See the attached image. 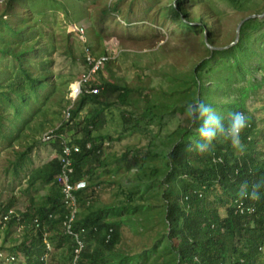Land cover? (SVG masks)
I'll return each instance as SVG.
<instances>
[{
	"label": "rangeland",
	"instance_id": "1",
	"mask_svg": "<svg viewBox=\"0 0 264 264\" xmlns=\"http://www.w3.org/2000/svg\"><path fill=\"white\" fill-rule=\"evenodd\" d=\"M176 1L0 0V207L10 205L22 215L32 214L49 193L54 176L47 172L53 169L57 142L42 143L40 136L62 121L70 84L87 71L84 47L95 55L106 52L110 56L94 77L96 81L104 79L127 88L124 101L112 93L106 104L87 102L72 127L62 132L72 139L81 136V125L94 112L98 119L93 135L110 141L94 164L111 171L113 178L105 177L79 196L78 218L90 210L106 211V219L118 228L110 249L85 237L91 248L101 250L97 264H167L170 260L164 199L152 191V187L161 188L153 177L161 175L173 139L189 126L183 105L191 103L195 89L201 94V84L210 87L208 104L218 114L223 100L243 102V113L253 127L254 157L264 161V0H180V7ZM260 13V17L244 19ZM244 22L254 38V49L261 47L263 62L262 67H255L258 52L251 71H244L243 76L234 73L236 95H231L227 82L231 74L222 65L209 62L206 55L236 42L237 28L239 37ZM73 24L83 29L81 39ZM248 51L243 48L239 53L238 64L244 68ZM201 61L204 64L194 74V66ZM33 79L39 80L36 91L30 86ZM21 92L27 98L17 114L14 105L19 104ZM125 153L139 155L141 169L128 168L122 158ZM239 154L229 151L227 157L234 160ZM93 161L89 160L90 166ZM153 169L159 172L152 177ZM146 185H151L147 192ZM141 203L147 209L132 214L123 207ZM218 211L224 216L225 206L219 205ZM24 221L21 230L17 224L9 230L7 224L0 225V252L2 256L16 253L17 264H27L22 244L34 248L39 237L25 217ZM44 225L52 248L48 264H71L70 239L58 224ZM37 244L39 253L43 243L38 240ZM260 260L264 264V243Z\"/></svg>",
	"mask_w": 264,
	"mask_h": 264
},
{
	"label": "trees",
	"instance_id": "2",
	"mask_svg": "<svg viewBox=\"0 0 264 264\" xmlns=\"http://www.w3.org/2000/svg\"><path fill=\"white\" fill-rule=\"evenodd\" d=\"M176 4L179 5L180 0H177ZM246 26L244 22L240 27L239 37L236 42L228 47L222 45L220 46L223 47L221 49L209 50L206 55L208 56L206 59L209 62L222 65L231 74L227 75L231 95H236L234 86H232L233 79L237 77L236 74L243 76L244 71H251L254 67L252 66V61L258 52L259 58L255 67H262L261 47L258 51L254 49V38L248 34ZM255 39L256 41L258 40V38ZM257 46H260L259 40ZM243 48H248L249 50L246 57L248 60L247 67L245 68L238 64L240 63L239 58L241 55L239 53H242ZM217 54H219L218 59L215 58ZM202 64H204L203 61L194 66V74L198 66ZM221 78L223 84L226 77L223 76ZM38 82V79L30 80L32 90L36 91V83ZM193 82L196 86L197 82L194 75ZM89 86L99 87V93L84 91L79 95L71 111V123L61 125L58 130L60 133H65V129L72 127L74 117L87 102L106 104L108 95L112 93H117L118 100L124 101L127 93V88L124 86L104 81V79L96 81L94 77L91 78ZM201 89V94L196 93L195 89V96H193L191 102L199 99L208 104V90L210 93V87H206L203 83L201 84ZM222 94L224 97L226 96L224 86L222 87ZM6 97L7 99L9 98L8 96ZM26 98V95L22 92L19 94V104L14 105L15 113L19 114L20 105L26 102ZM223 102L226 104H222L219 115L225 124L228 123L229 113L244 111V104L241 100L238 102L223 100ZM97 119V113H90V116L86 118L79 129L81 138L76 139V141L81 145L82 149L73 157L74 180L92 172L93 169L87 166L89 165L87 162L90 159L99 163L102 151L100 153L95 152V149L99 145L95 142L102 139V137L97 139L98 136H93ZM200 123L201 121L199 120L193 123L190 119L189 126L180 130L178 136L173 139L167 148L164 168L159 178L153 177L158 174V169H153L152 172L154 182H157V185L161 186L160 191L156 186L152 187V191L156 196L163 197L164 199L163 219L167 224L165 238L171 252V258L167 261V264H262L260 249L264 243V227L262 226L264 186L260 189L261 198L258 201L248 199V201L254 202L256 205V213L254 215L235 214L232 207V202L234 198L238 197L237 193L242 183L246 182L249 185V191H251V186L257 182L264 185V161L255 159L253 154V142L251 140L252 124L249 122L250 126L241 133V141L245 146V150L240 152L237 159L230 160L227 157V153L229 151L234 152L235 149L232 147L230 141L222 138H217L213 141L211 151L207 153L201 154L194 149V144L199 139L197 129ZM86 140H91L94 143L92 149L84 147ZM122 158L128 168L134 165L138 168L142 166V160L139 155L128 157V154L125 153L122 155ZM217 158H220V160ZM51 162L53 169L47 172V174L53 178L58 169L57 157L53 158ZM150 187L151 185H146L144 191L147 192L150 190ZM90 188H92L91 185L77 191L78 205H80V194L87 192ZM209 194L214 195L212 199L208 198ZM61 198L59 187L53 178L50 191L44 197L43 202L33 209L32 214H23L22 216L28 221L32 217L37 216L44 224L45 222H53L59 225L64 209ZM219 205L225 206L226 213L224 216H221L218 211ZM6 207L11 206L8 205L0 208ZM123 207L127 210L128 214H132L138 209H147L146 203L135 204L133 206L125 205ZM50 213L54 214L55 218L49 221L47 218ZM111 214H116V210H112ZM106 216V211L90 210L81 218L77 217L74 222V229L78 231L84 228V237H90V239L96 241L99 247L110 249L117 240L118 228L116 223L106 219ZM6 224V228L9 230L15 224V220L11 219ZM109 228H112V232L110 238L107 240L106 233ZM36 232L39 237L35 239V247L38 246V240L42 243L40 231ZM172 240L176 241V244H171ZM236 241H239L240 245ZM71 243L72 246L73 242L71 241ZM30 247L29 245L22 244V251L27 256V264H40L39 255L42 251L40 250L39 253H36V248ZM101 254L99 248H91L86 242V246L81 251L78 264H97ZM0 259V264H12L3 262L1 257ZM70 260L71 264H73L71 257Z\"/></svg>",
	"mask_w": 264,
	"mask_h": 264
},
{
	"label": "built area",
	"instance_id": "3",
	"mask_svg": "<svg viewBox=\"0 0 264 264\" xmlns=\"http://www.w3.org/2000/svg\"><path fill=\"white\" fill-rule=\"evenodd\" d=\"M72 26H74L73 29L79 33V37L81 39L84 35L83 29L79 28L76 24H73ZM82 42L86 43V39L83 38ZM109 59L110 56L106 52L95 55L88 47H84V61L87 64V71L82 73L73 83L70 84L67 95L69 102L63 109L62 121L56 126L47 129L40 136V142H57L58 145V152L56 155L58 159V169L54 175V181L59 187L62 197V206L64 208L60 217L59 226L64 236L69 237L73 242L71 248V258L73 264H78L81 251L86 246V239L83 234L85 229L81 228L78 231L74 229V222L79 213L77 191L90 186L91 181L88 174L83 175L77 180L73 179V157L81 151L82 147L78 142L74 141V139L67 137L66 134L60 133L58 130L64 123H71L72 108L74 107L75 100L82 92L99 93L100 88L97 86L90 87L89 83L91 78L98 75L104 64L107 63ZM248 126H250V123H248ZM95 143L99 144L95 149V152L100 153L109 146L110 141L107 138H102ZM93 145L94 143L91 140H86L84 142V147L86 149H92ZM217 159L220 160V158ZM232 207L235 214L252 216L256 213L255 203L248 201V199L240 201L238 197H236L232 202ZM54 217V214L50 213L47 219L50 221ZM11 219L15 220V224L18 225V229L21 230L25 227V221L22 214L18 213L13 207L0 208V224L5 225ZM29 222L31 228L35 231L39 230L41 234L43 249L39 255L40 264H48L52 248L46 226L37 216L32 217ZM262 226L264 227V211ZM111 232L112 228H109L106 233L107 240L110 238ZM0 257L3 259V262L15 264L18 255L8 253L2 256V253L0 252Z\"/></svg>",
	"mask_w": 264,
	"mask_h": 264
},
{
	"label": "clouds",
	"instance_id": "4",
	"mask_svg": "<svg viewBox=\"0 0 264 264\" xmlns=\"http://www.w3.org/2000/svg\"><path fill=\"white\" fill-rule=\"evenodd\" d=\"M185 115L195 123L201 121L197 129L199 139L194 144V149L201 154L211 151L212 143L217 138L230 141L232 147L238 152H243L245 146L241 141V133L248 127V117L243 112L229 113L228 123L225 124L217 111L209 104L196 99L191 103L183 105ZM264 186L257 182L251 186L245 182L239 187L237 196L240 201L249 199L258 201L260 197V189Z\"/></svg>",
	"mask_w": 264,
	"mask_h": 264
},
{
	"label": "crops",
	"instance_id": "5",
	"mask_svg": "<svg viewBox=\"0 0 264 264\" xmlns=\"http://www.w3.org/2000/svg\"><path fill=\"white\" fill-rule=\"evenodd\" d=\"M80 138H81V136H78L77 138H74V139L76 141V139H80ZM100 138L101 137H99V136L97 137V139H100ZM55 152L57 155L58 147H55ZM53 158H56V156H54ZM94 162L95 161L92 162L91 166L87 165L89 168L93 169L92 172L90 174H88L90 181H91V183H90L91 186L95 185V183L99 184L100 182H102L104 180L105 177H108V178H106L108 180H111V178H113V173L111 171L108 170L105 172L104 167H101V166L97 167L98 165H95ZM87 164H89V161L87 162ZM96 167H97V169H96Z\"/></svg>",
	"mask_w": 264,
	"mask_h": 264
},
{
	"label": "water",
	"instance_id": "6",
	"mask_svg": "<svg viewBox=\"0 0 264 264\" xmlns=\"http://www.w3.org/2000/svg\"><path fill=\"white\" fill-rule=\"evenodd\" d=\"M264 13V12H263ZM263 13H260V14H252V15H248V16H246L244 19H246L247 17H252V16H258V17H260V16H262V14ZM244 19L243 20H241L240 22H239V24H238V27L241 25V23L244 21ZM237 38H238V28H237V31H236V40H237ZM205 43L207 44V46H209L210 48L212 47L208 42H207V40L205 39ZM234 43V42H233ZM214 47H216V46H213V48Z\"/></svg>",
	"mask_w": 264,
	"mask_h": 264
}]
</instances>
